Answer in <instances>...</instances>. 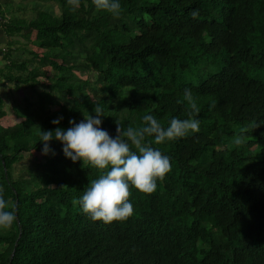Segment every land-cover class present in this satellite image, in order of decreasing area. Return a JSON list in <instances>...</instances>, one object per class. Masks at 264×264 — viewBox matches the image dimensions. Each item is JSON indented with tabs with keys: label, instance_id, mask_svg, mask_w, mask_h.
Wrapping results in <instances>:
<instances>
[{
	"label": "trees",
	"instance_id": "16d2710c",
	"mask_svg": "<svg viewBox=\"0 0 264 264\" xmlns=\"http://www.w3.org/2000/svg\"><path fill=\"white\" fill-rule=\"evenodd\" d=\"M119 2V16L80 0L75 11L28 19L0 5L1 31L34 32L40 49L31 67L2 51L0 79L36 99L14 106L19 122L0 124V194L16 213L0 229V264H264V0ZM78 67L94 71V81L75 75ZM185 88L200 109V131L159 145L146 137L171 170L152 194L130 185L127 220L105 225L83 214L75 201L102 170L74 164L55 139L30 178L12 175L22 153H42L41 130H67L96 104L112 138L116 121L139 128L151 114L166 128L187 119ZM3 104L0 97V117ZM250 124L259 127L235 146Z\"/></svg>",
	"mask_w": 264,
	"mask_h": 264
},
{
	"label": "clouds",
	"instance_id": "9594fccd",
	"mask_svg": "<svg viewBox=\"0 0 264 264\" xmlns=\"http://www.w3.org/2000/svg\"><path fill=\"white\" fill-rule=\"evenodd\" d=\"M80 0H68L75 11ZM97 11H107L114 16L121 14L119 0H92ZM193 18L198 15V10L191 13ZM183 98L188 103L190 111L187 119H171L169 126L164 128L151 114L143 117V126L123 128L116 121V136L110 137L109 133L102 130L104 110L100 104L93 107L92 114L84 116L80 123L69 120V127L64 130L56 127L55 131L40 132V143L43 145L42 154L51 152L49 142L55 139L63 145L64 156L74 164L82 161V169L91 166L102 170L98 178L92 180L83 190V195L75 201L83 214L93 221H102L111 225L114 221H125L133 214V205L129 202L130 185L143 194H152L157 189V181H162L171 170L170 158L161 153L158 148H153L146 142V137L155 138V144L183 138L190 133L200 131V121L195 118L199 115L198 108L191 89L185 88ZM215 104L210 106L211 110ZM63 117L51 121L59 125ZM258 125L250 124L241 128L240 135L233 139L235 146L247 142L245 133L250 128ZM135 146L137 151H133ZM110 168V170H108ZM6 201L0 194V229L10 228L15 219V209L5 210Z\"/></svg>",
	"mask_w": 264,
	"mask_h": 264
},
{
	"label": "rangeland",
	"instance_id": "374dc122",
	"mask_svg": "<svg viewBox=\"0 0 264 264\" xmlns=\"http://www.w3.org/2000/svg\"><path fill=\"white\" fill-rule=\"evenodd\" d=\"M62 3H64V5L62 6ZM0 5L2 8L7 9V11L9 12V16L10 18H15L14 16L18 17L19 19H28V18H32L36 15V12L38 10H47L50 11L51 13H53L54 15L56 14H60L61 9H72L70 8L72 5L69 6L68 4V0H0ZM28 35H31V32L28 33ZM33 35V34H32ZM34 36V35H33ZM25 45V49H31L34 47L33 45H31L30 43H26L24 42ZM3 48H5V46H3ZM37 50L40 51V49L37 48ZM4 51V50H2ZM81 52V58L80 60L85 56V54L83 53V49L80 50ZM18 55H22L21 53H18ZM25 59L30 58L31 56L27 53H25L24 55ZM32 58V57H31ZM31 58L28 61V65L31 67L34 63L33 61H30ZM45 69L50 73V67L47 66L45 67ZM75 75H77L79 78L82 79H88L90 82L94 81L95 79V72L92 70H86V69H82L80 67L76 68L74 70ZM40 80L44 83L47 82V80L44 77H40ZM37 89L39 91H42L43 88L41 86H38ZM25 97L27 99L30 98V100H32L33 102L36 99V95L30 90V89H26V90H20V93H16L17 96V100L23 102V98ZM15 94L13 93L11 95V98L14 99ZM8 101H10L8 99ZM11 105L8 106L9 110H13L12 108H14V105L12 106V102H10ZM16 105V104H15ZM56 106H52V109H56ZM4 125V124H3ZM23 156L17 161L15 162L12 167H11V172L12 175L15 178H18V176H20L19 178L23 179H28L33 175V167H32V163H40V162H44L45 161V156L35 150H31L29 152H24L22 153Z\"/></svg>",
	"mask_w": 264,
	"mask_h": 264
},
{
	"label": "crops",
	"instance_id": "0c3cea01",
	"mask_svg": "<svg viewBox=\"0 0 264 264\" xmlns=\"http://www.w3.org/2000/svg\"><path fill=\"white\" fill-rule=\"evenodd\" d=\"M34 37H35L34 32H31V35L30 36L27 35L26 38L22 37V35L7 36L1 31V28H0V67H3L5 64V60L3 59V55H2V50L6 52L7 48H10V53L12 57L15 59H20V60L25 59L23 58L25 57L24 56L25 53L29 54L31 57L34 56L32 52H37L38 55H40L39 50H37V48L32 43V40L34 39ZM9 42H12V44H9ZM24 42L30 43L31 45H33L34 47L32 48V50L30 48L25 49ZM3 46H5V48H3ZM21 52H22V55H18V53H21ZM30 58L25 59V60L29 61ZM40 77H38V79H40ZM23 89L25 90L26 88L22 87V88L17 89L15 88V85L13 82L0 79V97L4 100V104L2 106V110L4 111V114L0 117V124L2 126L4 127L12 126L21 120V117H18L17 114L15 113L14 108H12L13 110H9L8 106L11 105L10 102H12V106L13 105L15 106V104L17 105L18 103L22 104L21 101L17 100L16 93H20V90H23ZM13 93L15 94L14 99L11 98V95ZM22 98L24 102L26 98L25 95ZM8 99L10 101H8Z\"/></svg>",
	"mask_w": 264,
	"mask_h": 264
},
{
	"label": "built area",
	"instance_id": "2783aa9c",
	"mask_svg": "<svg viewBox=\"0 0 264 264\" xmlns=\"http://www.w3.org/2000/svg\"><path fill=\"white\" fill-rule=\"evenodd\" d=\"M0 20H1V18H0Z\"/></svg>",
	"mask_w": 264,
	"mask_h": 264
}]
</instances>
